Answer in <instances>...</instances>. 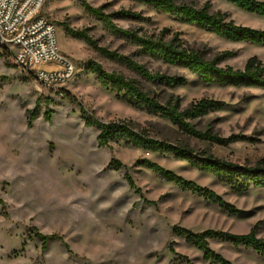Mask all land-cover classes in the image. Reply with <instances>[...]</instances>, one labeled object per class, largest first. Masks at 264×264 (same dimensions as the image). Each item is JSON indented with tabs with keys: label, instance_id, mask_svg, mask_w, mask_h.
<instances>
[{
	"label": "rangeland",
	"instance_id": "374dc122",
	"mask_svg": "<svg viewBox=\"0 0 264 264\" xmlns=\"http://www.w3.org/2000/svg\"><path fill=\"white\" fill-rule=\"evenodd\" d=\"M108 4L107 11L133 6L131 0H87ZM199 7L209 2L212 11L227 12L236 23L264 29V16L242 10L226 0H181ZM152 18L151 23L117 19L123 27H141L149 33L163 28L178 31L188 47L211 59L229 51L220 65L244 67L257 55L264 62V44L231 41L178 17L159 13L141 3L133 6ZM42 14L57 26L61 51L76 66L71 79L46 88L26 75L0 51V264H208L203 252L174 233L175 226L194 232L219 229L247 233L257 224L264 238V189L234 192L212 174L200 171L171 153L152 152L111 141L100 147V130L87 126L83 105L99 119L127 121L153 138L188 147L241 165L264 162V88L231 84H205L185 68L141 59L151 70L178 74L184 85L167 87L139 79L137 75L96 52L83 40L67 35L65 24L87 28L101 45L118 47L120 41L107 34L76 0H46ZM126 52L130 47L121 49ZM129 52V51H127ZM93 59L109 71L137 79L162 103L179 96L183 107L204 97L227 105L193 120L198 129L228 137L245 136L221 145L188 135L170 120L133 107L117 92L103 87L84 63ZM49 68L52 65H42ZM68 91L76 101L63 97ZM37 109L31 124L29 115ZM51 111V120L45 116ZM149 158L181 176L216 191L238 209L233 214L202 196L182 190L155 172L137 165ZM116 158L119 170L108 168ZM129 173L141 193L126 178ZM51 236L46 243L42 236ZM59 238H53L52 235ZM210 246L233 264H264V256L251 247L234 246L210 239ZM173 249V250H172Z\"/></svg>",
	"mask_w": 264,
	"mask_h": 264
},
{
	"label": "trees",
	"instance_id": "16d2710c",
	"mask_svg": "<svg viewBox=\"0 0 264 264\" xmlns=\"http://www.w3.org/2000/svg\"><path fill=\"white\" fill-rule=\"evenodd\" d=\"M131 1L133 6L141 3L147 8L154 9L159 13L176 16L182 22L195 24L231 41L264 44V29L238 24L234 19L230 18L227 12L212 11L209 2L197 7L181 0ZM226 1L244 11L264 16V0ZM76 2L100 23L107 34L121 43L114 48L109 45H101L99 39L90 35L87 28L75 29L65 24L67 35L83 40L104 58L125 67L135 73L139 79L167 87L187 83V79L184 76L151 70L148 64L141 60L148 59L150 61H159L167 66L185 68L198 76L205 84H231L264 88V62L257 55L249 57L242 68H236L232 65L222 66L220 65L221 61L231 55V52L224 51L216 54L214 58L207 59L200 51L188 47L178 31L173 32L165 27L158 33H149L141 27H123L117 23V19H129L142 23L152 22L151 17L146 16L142 10L134 9L133 6L107 11L108 4L95 6L87 0H76ZM128 46L130 47V50H127L129 52L121 50ZM2 53L8 54V51H3ZM84 65L97 76L99 83L103 87L116 91L118 98L126 100L133 107H144L148 113L170 120L183 133L221 145H228L233 141L247 138L237 134L223 137L213 133L210 128L205 131L200 130L197 124L193 122V120L201 118L211 111L224 108L227 105L224 100L204 97L192 102L187 107H183L180 97L176 96L169 99L166 103H162L156 93L153 94L146 91L137 79L128 78L121 72L109 71L100 62L93 59L85 61ZM62 95L70 98L73 102L76 101V98L66 90H62ZM81 112L87 126L96 127L100 130L97 136L100 147H111V141L123 140L126 144L137 148L152 152L171 153L176 158L187 161L200 171L214 175L236 193H244L251 188L264 189L263 161L249 166L207 155V153L196 154L188 147L177 146L173 143L153 138L145 132L137 131L130 122L125 120L105 122L90 113L83 105H81ZM36 116L37 109L29 115L28 123L31 124ZM45 116L48 120H51V111L48 110ZM136 164L145 166L163 180L174 183L182 190L202 196L212 203L219 204L223 209L233 214L238 213V209L235 206L225 201L213 189L189 180L165 168L156 161L142 157L136 161ZM123 166L120 160L113 158L108 168L113 167L119 170ZM126 178L130 186L141 193L140 188L136 186L128 172L126 173ZM256 228L257 224L247 233H234L219 229H206L202 232H194L183 226H175L174 233L179 237H183L188 244L201 250L208 264H233L222 254L211 248L210 239L228 241L236 247L240 245L251 247L264 256V238L256 234ZM40 236H42L44 243L51 238V236L42 234ZM52 236L53 238H59L56 234ZM185 258L188 264H193L187 257Z\"/></svg>",
	"mask_w": 264,
	"mask_h": 264
},
{
	"label": "built area",
	"instance_id": "2783aa9c",
	"mask_svg": "<svg viewBox=\"0 0 264 264\" xmlns=\"http://www.w3.org/2000/svg\"><path fill=\"white\" fill-rule=\"evenodd\" d=\"M46 0H0V51L46 88L76 74L74 62L59 46L57 26L42 14ZM46 63L57 64L43 68Z\"/></svg>",
	"mask_w": 264,
	"mask_h": 264
},
{
	"label": "crops",
	"instance_id": "0c3cea01",
	"mask_svg": "<svg viewBox=\"0 0 264 264\" xmlns=\"http://www.w3.org/2000/svg\"><path fill=\"white\" fill-rule=\"evenodd\" d=\"M45 65H52V66H54V67H56L57 66V64H55V63H46ZM50 68H52V67H49V68H47V69H50Z\"/></svg>",
	"mask_w": 264,
	"mask_h": 264
}]
</instances>
